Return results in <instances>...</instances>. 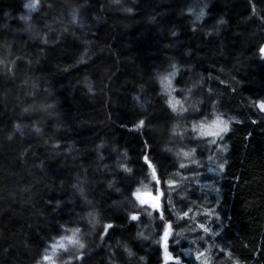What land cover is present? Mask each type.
Listing matches in <instances>:
<instances>
[{"label":"trees","instance_id":"obj_1","mask_svg":"<svg viewBox=\"0 0 264 264\" xmlns=\"http://www.w3.org/2000/svg\"><path fill=\"white\" fill-rule=\"evenodd\" d=\"M262 49L264 0H0V264H264Z\"/></svg>","mask_w":264,"mask_h":264},{"label":"rangeland","instance_id":"obj_2","mask_svg":"<svg viewBox=\"0 0 264 264\" xmlns=\"http://www.w3.org/2000/svg\"><path fill=\"white\" fill-rule=\"evenodd\" d=\"M175 75L176 71L172 69V71H169L165 74V76H163V82L165 90L167 91L173 105L183 108L181 102L186 99V96L182 97V99L180 98L181 96L178 98L175 90L176 85L174 83ZM230 126L231 118L216 113L208 118L195 120L191 124V129L197 135L206 137L211 140H215L220 136L224 135L229 130ZM225 127L227 128V130L221 131V129ZM138 191L142 194L145 193L152 195L156 199V202L151 206L153 207V209H161L162 192H153L147 190L145 187L139 188ZM140 199L143 201L142 198ZM80 235L83 236V234ZM81 241L82 240L79 238L78 234L73 229L72 231L63 233L50 244L49 248L44 253L43 257L41 258L38 264H66L69 260L75 258L74 256L81 255V250L84 247V243ZM169 253L171 254L170 250ZM166 260L168 261V259Z\"/></svg>","mask_w":264,"mask_h":264},{"label":"snow or ice","instance_id":"obj_3","mask_svg":"<svg viewBox=\"0 0 264 264\" xmlns=\"http://www.w3.org/2000/svg\"><path fill=\"white\" fill-rule=\"evenodd\" d=\"M262 52H264V49H262ZM259 107H260L261 109H264V103L260 104ZM139 126H141V127L143 126V121L140 122V125H139ZM226 130H227L226 127L221 129V131H226ZM153 173L155 174V168H154V167H153ZM131 219H132V220H138L139 217L136 216V215H133V216L131 217ZM107 227H108L109 229H111V228L113 227V225H107ZM168 227H169V232H170V230H171V225H169ZM169 232H165V233H164V238H165V240H164L165 258L168 259V260H174L175 257H174L172 254L169 253V247H170Z\"/></svg>","mask_w":264,"mask_h":264},{"label":"water","instance_id":"obj_4","mask_svg":"<svg viewBox=\"0 0 264 264\" xmlns=\"http://www.w3.org/2000/svg\"><path fill=\"white\" fill-rule=\"evenodd\" d=\"M262 103H264V100H261L259 102V105L262 104ZM261 110L264 111V109H261ZM138 196L143 199L145 204L152 205V204H154L156 202V199L150 194L138 193Z\"/></svg>","mask_w":264,"mask_h":264},{"label":"bare ground","instance_id":"obj_5","mask_svg":"<svg viewBox=\"0 0 264 264\" xmlns=\"http://www.w3.org/2000/svg\"><path fill=\"white\" fill-rule=\"evenodd\" d=\"M171 101V100H170Z\"/></svg>","mask_w":264,"mask_h":264}]
</instances>
